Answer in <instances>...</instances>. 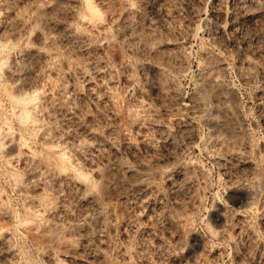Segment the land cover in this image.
<instances>
[{
  "label": "rangeland",
  "instance_id": "374dc122",
  "mask_svg": "<svg viewBox=\"0 0 264 264\" xmlns=\"http://www.w3.org/2000/svg\"><path fill=\"white\" fill-rule=\"evenodd\" d=\"M92 1L110 38L79 49L77 35L66 36L74 24L58 29L67 7L59 0H0V71L31 78L38 69L23 97L26 122L0 88V264H264V0ZM62 97L70 104L42 119ZM226 99L234 114L222 116ZM74 103L81 117L66 118ZM228 120H238L246 149L219 145ZM12 137L20 146L6 156ZM32 148L54 169L39 195L68 202L72 220L50 207L42 227L34 196L17 188L38 165ZM74 157L84 169L98 165L102 178L88 172L84 195L96 212L76 207L72 185L55 181ZM137 165L146 167L140 177ZM26 218L39 228L16 224Z\"/></svg>",
  "mask_w": 264,
  "mask_h": 264
},
{
  "label": "bare ground",
  "instance_id": "6f19581e",
  "mask_svg": "<svg viewBox=\"0 0 264 264\" xmlns=\"http://www.w3.org/2000/svg\"><path fill=\"white\" fill-rule=\"evenodd\" d=\"M37 1V0H36ZM58 1V0H57ZM157 1H159V0H154V2L156 3ZM59 2H61L62 3V5L64 4L65 6H67V7H65V12H66V16L63 18L64 20H65V24H60L61 26H59V30L61 31V28H63L64 30H65V26H66V29L68 28V27H71V26H69V25H71V24H74V27H71L72 28V30H71V28H69L70 30H68L67 32H66V36L67 37H69V36H73V34L75 33L77 36H75L76 38H77V45L76 46H78V48L79 49H84L85 48V46H86V44L88 45V42L92 39V37L93 36H95V42H96V39L97 38H105V40H106V38H108L109 37V31H108V26L107 25H105V18H107V17H105V14H104V12L103 11H101V9L92 1V0H59ZM58 2V3H59ZM124 3V5L126 6V7H128V8H132V7H134V0H124L123 1ZM57 3V4H58ZM30 5V4H29ZM51 5H53V4H51ZM38 6V5H37ZM154 6V5H153ZM152 6V7H153ZM53 7V6H52ZM161 7V6H160ZM159 7V8H160ZM158 8V7H157ZM159 8H158V10H159ZM12 10V9H11ZM50 10V9H49ZM67 10V11H66ZM161 10V9H160ZM164 10V9H163ZM63 12V11H62ZM132 12V11H131ZM21 15V14H20ZM65 15V14H64ZM142 18V17H141ZM35 19V18H34ZM63 19H62V23H63ZM23 20V19H22ZM66 21L69 23L68 24V27H67V25H66ZM18 23V22H17ZM143 23H145L148 27H153L155 24L149 19H147L146 17L143 19ZM55 26V25H54ZM73 26V25H72ZM255 26H253V28H254ZM110 29V28H109ZM27 30V29H26ZM52 30V29H51ZM63 30V31H64ZM1 31V30H0ZM57 31V30H56ZM58 33V32H57ZM65 33V32H64ZM63 33V34H64ZM263 33V32H262ZM14 34V33H13ZM53 35V34H52ZM51 35V36H52ZM44 36V35H43ZM55 36V35H54ZM53 36V37H54ZM57 37V36H56ZM74 37V38H75ZM44 38V37H43ZM50 38V37H49ZM52 38V37H51ZM91 38V39H90ZM110 38V37H109ZM56 39V38H55ZM88 39H90V40H88ZM94 39H92L93 40V42H94ZM139 39V38H138ZM51 40V39H50ZM53 40V39H52ZM57 40V39H56ZM66 40V39H65ZM75 40V39H74ZM88 40V41H87ZM92 40H91V42H89V45H90V43H92ZM98 40V39H97ZM102 40V39H101ZM54 41V40H53ZM63 41V40H62ZM99 41V40H98ZM49 42H51V41H49ZM64 42V41H63ZM66 42V41H65ZM68 42V41H67ZM94 42V43H95ZM39 43V42H38ZM56 42H54V44H55ZM51 44V43H50ZM53 44V45H54ZM65 44V43H64ZM71 44H73L72 42H71ZM70 44V45H71ZM52 45V44H51ZM63 45V44H62ZM88 45V46H89ZM50 46V45H49ZM56 46V45H55ZM261 46V45H260ZM51 47V46H50ZM75 48H77V47H75ZM77 50V49H76ZM75 50V51H76ZM54 52V51H53ZM57 52H58V50H57ZM65 52V51H64ZM80 52V51H79ZM35 53V52H34ZM67 53V52H66ZM47 55V54H46ZM57 55V54H56ZM62 55V54H61ZM89 55V54H88ZM48 56V55H47ZM50 56H51V54H50ZM53 56V55H52ZM40 57V56H39ZM44 57V56H43ZM55 57H57V56H55ZM25 58V57H24ZM37 58V57H36ZM47 58H51V57H47ZM46 58V59H47ZM76 58V57H75ZM53 59V58H52ZM73 59V58H72ZM51 60V59H50ZM64 60V59H63ZM10 61V60H9ZM32 61V60H31ZM60 61V60H59ZM62 61V60H61ZM86 61V60H85ZM35 62V61H34ZM33 62V63H34ZM64 63L65 62H67V61H63ZM81 62V61H80ZM54 63V62H53ZM63 63V64H64ZM44 64V63H43ZM35 65V64H34ZM52 65V64H51ZM55 65V64H54ZM70 65V64H69ZM69 65L67 64V66H68V68H69ZM33 66V65H32ZM39 66V65H38ZM57 66V65H56ZM65 66H66V64H65ZM46 67V66H45ZM62 67V66H61ZM64 67V66H63ZM218 67V66H217ZM39 68V67H38ZM65 68V67H64ZM80 68V67H79ZM41 69V68H40ZM39 69V70H40ZM78 69V68H77ZM97 69H98V67H97ZM31 70H34L33 71V73L30 75L31 76V78H28L27 77V74H26V76H22V75H19V74H14V73H7L6 74V71H5V74L3 73V71H0V88H2L1 90L2 91H7L6 92V97L8 96V98H9V100H11L12 102H14L15 104H16V107H19L18 109L16 108V107H14V109H10V111H12L11 113H13L16 117H18L20 120H22V121H24L25 119L27 120V118H28V113H29V111H28V109L24 106V105H27L26 103H28L26 100H24V98L25 97H27V96H25L24 97V94H25V92H27L28 90H29V87H31V85L33 84L32 82L34 81L35 82V80H36V78H37V74H38V72H37V70L38 69H31ZM66 70V69H65ZM218 70V69H217ZM8 71V70H7ZM12 71V70H11ZM30 71V70H29ZM28 71V72H29ZM63 71V70H62ZM41 72V71H40ZM64 72V71H63ZM72 73H74V72H72ZM76 73V72H75ZM75 73H74V75H75ZM29 74V73H28ZM44 74V73H43ZM64 74V73H63ZM218 74H219V72H218ZM40 75V74H39ZM6 76V77H5ZM29 76V75H28ZM7 77L9 78V79H7ZM41 77V76H40ZM219 77H220V74H219ZM39 79V78H38ZM8 80L10 81V82H12L13 84L12 85H14V89H12V91L10 90V91H8V89H5V83H6V81L8 82ZM42 80V79H41ZM210 80V79H209ZM211 81V85H213V84H215V85H217V90H218V92H221L222 91V87L220 86V82H218V80H217V78L216 77H214V78H212V80H210ZM209 82V81H208ZM8 84H9V82H8ZM10 85H11V83H10ZM11 85V86H12ZM54 86V85H53ZM223 86V85H222ZM65 87V86H64ZM64 87L62 88V90H63V92H64V90L66 89H64ZM225 87V86H224ZM215 88V87H214ZM213 88V89H214ZM5 89V90H4ZM162 90V89H161ZM217 90H215L216 92H217ZM158 91H160V90H158ZM214 91V90H213ZM212 91V92H213ZM225 91V90H224ZM227 91V90H226ZM65 92H66V90H65ZM28 93V92H27ZM70 93V92H69ZM157 93V92H156ZM223 93V92H222ZM221 93V94H222ZM225 93V92H224ZM66 94V93H65ZM159 94V93H158ZM214 94V93H213ZM25 95H27V94H25ZM223 95V94H222ZM229 95H230V93H229ZM66 96H68L67 94H66ZM65 96V97H66ZM156 96H157V94H156ZM211 96V95H210ZM24 97V98H23ZM55 97V96H54ZM65 97H62V98H64V100H65ZM212 97V96H211ZM220 97V96H219ZM68 98V97H67ZM70 98V97H69ZM208 98V97H207ZM226 98V97H225ZM230 98V97H229ZM210 99V98H209ZM61 100H63V99H61ZM67 100V101H66ZM65 101H63V102H59L58 104L57 103H55L54 105V107H53V109L52 110H50V108H49V111H46V112H44V114H43V116L42 115H40V117L42 118H45V119H51L50 117L53 115V114H55V113H57V112H59V111H62V109L64 108V106L66 107V105H69L70 104V101H68V99H66ZM69 100H71V99H69ZM25 101V102H24ZM58 101V100H57ZM234 100H232V102H233ZM25 104H24V103ZM72 102V101H71ZM74 102V101H73ZM232 102H230V100L229 99H226V100H221V103H222V105H223V107H225L224 109L222 108V110H224L223 112V114H221L222 116H224V114H228V113H230L229 112V110H230V108L232 107V105H233V103ZM232 103V104H231ZM10 104H12L11 102H10ZM15 104H12V107L15 105ZM22 104H24L23 106H22ZM75 104V103H74ZM231 104V105H230ZM97 106V105H96ZM143 106V105H142ZM40 107V106H39ZM70 107V106H69ZM190 107V106H189ZM96 108V107H95ZM114 108V107H113ZM17 109V110H16ZM83 109V108H82ZM80 107L78 108L77 107V105L75 104V106H73V107H71V109H67V113L66 114H64L65 115V117L66 118H68V116H71V118H73V119H77V117L79 118V117H81V116H79L80 114L79 113H81V110H82ZM94 109V108H93ZM29 110H30V108H29ZM41 110V109H40ZM48 110V109H47ZM112 110V109H111ZM191 110V109H190ZM195 110V109H194ZM96 111V110H95ZM63 112H64V110H63ZM82 112H83V110H82ZM137 112V111H136ZM149 112V111H148ZM155 112V111H154ZM219 112V111H218ZM220 112H222V111H220ZM233 114H234V108H233ZM231 112V113H232ZM41 113V112H40ZM61 113V112H60ZM59 113V114H60ZM230 113V114H231ZM13 114H11V115H13ZM39 114V113H38ZM13 115V116H14ZM34 115V114H33ZM67 115V116H66ZM122 115V114H121ZM127 115V114H126ZM152 116V115H151ZM227 115H225V117H226ZM1 117V116H0ZM36 117H37V115H36ZM33 118L32 120H30V121H32L33 122V120L34 119H36V121H37V119H39L38 117L37 118ZM54 117V116H53ZM61 117V116H60ZM75 117V118H74ZM113 117V116H112ZM127 117V116H126ZM228 117V116H227ZM233 117L234 116H232L231 118L233 119ZM42 118V119H43ZM55 118V117H54ZM120 118V117H119ZM137 118V117H136ZM16 119V118H15ZM41 119V120H42ZM70 119V118H69ZM121 120H123L122 118H120ZM230 119V118H229ZM232 119H230V120H232ZM3 120V122H4V119H1V121ZM18 120V119H17ZM26 120H25V122H26ZM120 120V121H121ZM133 120V119H132ZM225 120V119H224ZM230 120H228L229 122L228 123H226V121H225V123L224 122H222L223 123V125L222 126H220L221 127V130H219V131H221L220 132V134H221V136H222V138H221V140L219 141V145H221V147H223L224 149H231V150H235V151H237V152H239V151H241V150H243V149H246V144L244 143V140L245 139H243V135H244V132H242V130L240 129V127L237 125L238 124V120H236L235 122H232V121H230ZM235 120V119H234ZM233 120V121H234ZM35 121V120H34ZM130 121V120H129ZM135 121H136V119H135ZM217 121V120H216ZM3 122H2V124H0V125H4L3 124ZM132 122V121H131ZM5 123V122H4ZM148 123V122H147ZM150 123V122H149ZM148 123V124H149ZM237 123V124H236ZM7 124V123H6ZM5 124V125H6ZM151 125V124H150ZM124 126V125H123ZM4 127V126H3ZM3 127H1L0 126V129L1 128H3ZM6 127V126H5ZM8 127V126H7ZM11 127V126H10ZM67 127V126H66ZM73 128V127H72ZM75 128H77V126L75 127ZM2 130H5L4 128L2 129ZM44 131H42V134H40V138H41V140H43L44 142H48V139L52 136L47 130L45 131V129H43ZM88 130V129H87ZM89 130H91L90 128H89ZM88 130V131H89ZM68 131V130H67ZM81 131V130H80ZM1 133H2V131H0ZM5 132V131H4ZM115 132V131H114ZM125 132V131H124ZM0 133V134H1ZM123 133V132H122ZM113 132L112 131H110L109 130V135L111 136V138L113 137ZM124 135V134H123ZM128 135V134H127ZM77 137V136H76ZM125 137V136H124ZM79 138V137H78ZM129 138V137H128ZM128 138H125V140H126V142H125V146L128 148V149H133L134 148V145H133V143L132 142H130L129 141V139ZM141 138V137H140ZM139 138V139H140ZM7 139V138H6ZM128 139V140H127ZM143 139V138H142ZM1 140V139H0ZM10 140V139H9ZM52 139L50 138V141H51ZM112 140H113V138H112ZM111 140V141H112ZM144 140H145V138H144ZM19 141H20V139H19ZM142 142H143V140H142ZM148 142V141H147ZM217 142V141H216ZM7 143V142H6ZM19 142H18V138H13L12 137V139H11V142H10V147L6 150V152H5V155L6 156H9L10 155V153L12 152V150L14 151V150H16L20 145L18 144ZM24 143V142H23ZM52 143H54V142H52ZM107 143V142H106ZM115 143V142H114ZM21 144V143H20ZM26 144V143H25ZM143 144H145V143H143ZM218 144V143H217ZM1 145H2V142L0 141V147H1ZM8 145V146H9ZM19 145V146H18ZM218 145V146H219ZM27 146H28V144H27ZM115 145H113L112 143L111 144H109V147L112 149V151H116L117 149H115L114 150V147ZM136 146V145H135ZM145 147V146H144ZM29 148H30V146H29ZM108 148V147H107ZM31 149V148H30ZM31 151V150H30ZM32 153L34 154V155H36V158H37V156H38V165H36L37 167L36 168H34V169H32L33 171H31L30 173H28L27 175H26V177L24 178V181L23 182H21V181H18L19 183L21 182V184H17L18 185V189L19 190H23V191H27V193H30V194H32V196H34V198L32 197V199L33 200H31V201H33L32 202V209H31V212L37 217V219L39 218V222H41V225H43L42 227H44L45 225H46V219H45V217H44V215H45V212L47 211V209L48 208H50V207H52V208H54V210H56V213H58L59 215L60 214H64L65 216L63 217V218H67L68 219V221L71 219H73V216H72V214H71V211H68L67 209H66V203H68V202H61V203H57V204H53L54 202H52L51 201V197L49 198V197H47V196H45L44 195V197H42V193L43 194H46V192L48 191L47 189H45V182L50 178V173L49 172H51L50 171V169L49 168H51V167H49V165L51 164H48L49 162L47 161V160H44V158L42 157L41 158V155H38V153L36 152V149H33L32 148ZM97 152V151H96ZM131 152H132V150H131ZM243 152V151H242ZM228 153V152H227ZM12 154V153H11ZM113 154V153H112ZM241 154V153H240ZM239 154V155H240ZM96 155V154H95ZM236 156L238 157V154L236 153ZM235 156V157H236ZM73 157V156H72ZM236 157V159H235V161H237V162H239V159ZM241 157V156H240ZM239 157V158H240ZM75 158V157H74ZM246 158V157H245ZM113 159V158H112ZM35 160V159H34ZM246 160V159H245ZM249 160V159H248ZM68 161H70V170L69 171H62L61 172V174H58V176L59 177H57L58 179L57 180H55L57 183H59V182H64V183H67L68 185H72V187H73V189H74V194H73V196H72V198H70L71 200L70 201H72V202H74V204H75V206L77 207V206H79V207H81L82 208V210H85V212H88V213H90V212H96L95 210H97V209H99V204H97L96 203V200H95V198L94 197H85L84 198V195H85V193L87 192V187H86V177H87V174H88V172H90V173H92L93 175H94V179L95 180H97L96 182L98 183L99 182V180H100V173H99V170H98V165L97 164H95V163H90L88 166H86L85 168L86 169H84V167H83V165L81 164V162H80V159L79 158H75V159H69ZM135 161V160H134ZM133 161V162H134ZM241 161V160H240ZM91 162H92V160H91ZM95 162V161H94ZM129 162V161H128ZM54 163V162H53ZM110 164V163H109ZM123 165V164H122ZM51 166V165H50ZM53 166V165H52ZM123 167V166H122ZM117 168V167H116ZM119 168H121V167H119ZM51 169H53V168H51ZM60 169H63V167L61 168L60 167ZM109 169V168H108ZM113 169V168H112ZM111 169V170H112ZM146 169V167H145V165H137V168H136V171L138 172V176L140 177V173H142L144 170ZM56 170V169H55ZM110 170V171H111ZM53 171H54V169H53ZM53 171H52V174H53ZM124 171L126 172V173H131V171L133 172L134 170H132L129 166H125V168H124ZM105 174H107V173H105ZM106 177V176H105ZM102 178V177H101ZM52 179V178H51ZM110 179V178H109ZM126 179V178H125ZM106 181H108L107 179H106ZM136 181V180H135ZM49 182V181H48ZM53 182V181H52ZM104 182H105V179H104ZM139 182V181H138ZM96 183V184H97ZM63 184V183H62ZM122 184V183H121ZM105 185H107V184H105ZM134 185L132 184V183H129V184H127L126 185V187L127 188H132ZM47 187V186H46ZM69 187V186H68ZM104 187V186H103ZM60 188V187H59ZM62 188V187H61ZM71 188V187H70ZM139 188V187H138ZM101 189V188H100ZM104 189V188H103ZM45 190H47V191H45ZM52 190V189H51ZM51 190H50V192H51ZM39 191H42V193H40L41 195H39ZM63 191V190H62ZM89 191V190H88ZM54 192V191H53ZM56 192V191H55ZM54 194V193H53ZM56 194V193H55ZM37 195H39L40 197H38ZM60 195V194H59ZM63 195V194H62ZM91 195V194H90ZM35 196H37V197H35ZM68 199H69V197H67ZM69 201V200H68ZM69 201V202H70ZM0 203H2V202H0ZM5 204V203H4ZM73 204V205H74ZM68 205V204H67ZM1 206V205H0ZM4 208V207H3ZM3 208H1L0 207V215H2V214H5V212L4 211H2V210H4ZM67 208H68V206H67ZM80 208V209H81ZM80 211V210H79ZM57 214V215H58ZM10 215V214H9ZM55 215V214H54ZM4 216V215H3ZM56 216V215H55ZM25 217V216H24ZM10 218V217H9ZM77 218V217H76ZM27 219V218H26ZM75 219V218H74ZM51 220V219H50ZM65 220V219H64ZM48 221H49V218H48ZM61 221V220H60ZM76 221V220H75ZM66 222V221H65ZM18 223V225H20V226H23L24 228H27V229H32L33 230V228H39V224H36V223H34L32 220H19L18 222H16V224ZM55 223V222H54ZM49 224H50V222H49ZM96 224V223H95ZM99 224V223H98ZM51 225V224H50ZM54 225V224H53ZM57 225V224H56ZM61 225V224H60ZM46 227V226H45ZM58 227V226H57ZM80 228V227H79ZM42 229V228H41ZM67 229V228H66ZM45 230V229H44ZM48 231V230H47ZM61 232V231H60ZM4 235V234H3ZM44 236V235H43ZM65 236V235H64ZM68 237V236H67ZM65 238V237H64ZM4 239H5V237H4ZM65 239H67V238H65ZM70 241H72V240H70ZM0 243H2V240H0ZM63 244H65V245H69V247H74V246H72L71 244L72 243H70L69 241H67V240H63V242H62V244L61 245H63ZM72 249V248H71ZM11 257V256H10Z\"/></svg>",
  "mask_w": 264,
  "mask_h": 264
}]
</instances>
